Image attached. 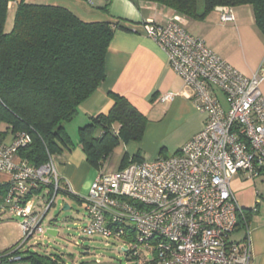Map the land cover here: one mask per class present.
Segmentation results:
<instances>
[{
    "label": "built area",
    "instance_id": "built-area-1",
    "mask_svg": "<svg viewBox=\"0 0 264 264\" xmlns=\"http://www.w3.org/2000/svg\"><path fill=\"white\" fill-rule=\"evenodd\" d=\"M21 1L8 0V9ZM219 19L232 22V9L219 7ZM142 29L192 91L206 121L175 155L117 171L103 167L87 195L79 198L87 218L80 232L127 242L125 252L119 249L125 256L119 264H251L248 244L231 239L244 218L231 181L239 174L250 180L264 174V67L244 76L187 33L178 17L163 24L149 21ZM171 99L165 95L161 100ZM30 142L25 132L9 143L0 141V177L7 176L0 179L6 188L0 210L20 219L22 231L16 247L0 252V264L20 262L21 247L43 233L42 221L58 193L70 194L52 156L38 167L18 157ZM42 191L47 200L35 210L30 200Z\"/></svg>",
    "mask_w": 264,
    "mask_h": 264
},
{
    "label": "trees",
    "instance_id": "trees-1",
    "mask_svg": "<svg viewBox=\"0 0 264 264\" xmlns=\"http://www.w3.org/2000/svg\"><path fill=\"white\" fill-rule=\"evenodd\" d=\"M128 1L154 3L192 20H203L219 7L250 6L264 41V0H202L201 9L198 0ZM7 2L0 0V141L7 135L27 133L31 142L18 150V157L36 167L78 146L86 163L99 172L119 144L142 140L146 118L112 93L110 111L79 128L76 145L64 125L76 118L80 105L104 81L114 31L127 30L119 23H84L66 9L22 0L15 6L11 31L5 33ZM102 10L107 12V5ZM135 161L128 163L123 156L121 169ZM5 189L0 186V204ZM245 219L244 211L239 224ZM20 255L29 264H66L58 255Z\"/></svg>",
    "mask_w": 264,
    "mask_h": 264
},
{
    "label": "crops",
    "instance_id": "crops-1",
    "mask_svg": "<svg viewBox=\"0 0 264 264\" xmlns=\"http://www.w3.org/2000/svg\"><path fill=\"white\" fill-rule=\"evenodd\" d=\"M26 1L66 9L84 23H119L127 30L114 31L106 53L104 81L80 105L75 121L78 127L85 126L90 123L91 118L106 115L113 105L110 98L112 93L125 98L146 118L142 140L139 143L119 144L104 164L108 171L121 169L123 156L130 163L134 160L145 161V158L153 159L167 148L172 151V155L177 154L187 141L203 129L206 121V115L196 108L192 91L169 67L163 51L143 34L144 24L149 21L163 24L173 16L178 17L187 33L203 40L217 56L246 77L254 75L264 64L263 39L251 19L252 11L248 16L249 22L240 14H235L234 8V20L221 22L219 8L210 12L203 20H192L177 16L163 6L142 1ZM106 5L107 12L102 10ZM12 20L6 19L5 33L11 31ZM223 38L228 43L225 48L219 44ZM260 91L264 96V76ZM165 95L172 96V99L162 101ZM218 96L223 102L221 95ZM13 136L7 135L2 142H11ZM52 158L62 185L70 192L66 195L78 199L81 195H87L98 171L86 163L80 147L52 155ZM0 179L2 182L6 181L7 176L3 175ZM231 190L245 211L246 218L245 222L238 225L231 239L248 244L251 264H264V207H261V194L243 174L232 179Z\"/></svg>",
    "mask_w": 264,
    "mask_h": 264
},
{
    "label": "rangeland",
    "instance_id": "rangeland-1",
    "mask_svg": "<svg viewBox=\"0 0 264 264\" xmlns=\"http://www.w3.org/2000/svg\"><path fill=\"white\" fill-rule=\"evenodd\" d=\"M32 1V0H30ZM32 2H37L33 0ZM198 6L201 8L202 0H198ZM250 6H240L233 9L235 14H240L243 19L250 20ZM14 8L7 12V20L13 19ZM247 15V16H246ZM253 20V18H251ZM13 21V20H12ZM221 47L225 48L228 44L226 38L221 39ZM264 67V64L262 65ZM264 75V74H263ZM77 119L64 125V130L71 138V141L76 145L78 129L84 127L76 125ZM1 130V128H0ZM172 151L167 148L163 149L157 157H169ZM150 159V160H154ZM145 158V161H150ZM250 180V179H249ZM252 186H255L261 200V207H264V174H261L253 181L250 180ZM86 195H81L85 197ZM47 196L45 191L40 192L32 197L30 206L35 210L39 207H44ZM67 206L68 210H63ZM20 219L9 216L5 211L0 210V252L16 247L22 239V231L18 225ZM87 222L86 211L84 205L79 201L71 198L64 193H58L54 200V204L46 213L41 227L43 233L35 235L27 240L21 247V253H36L44 255H58L66 264H119L125 262L124 254L119 252V249H128L129 244L120 240L109 239L105 240L100 236L82 235L80 229ZM50 229L56 231V236H50L46 231ZM11 264H29L25 260Z\"/></svg>",
    "mask_w": 264,
    "mask_h": 264
},
{
    "label": "water",
    "instance_id": "water-1",
    "mask_svg": "<svg viewBox=\"0 0 264 264\" xmlns=\"http://www.w3.org/2000/svg\"><path fill=\"white\" fill-rule=\"evenodd\" d=\"M63 210H68V207L67 206H64L63 207ZM46 233L48 234V235H50V236H56V234H57V232L56 231H53V230H50V229H48L47 231H46ZM124 252H125V250H123Z\"/></svg>",
    "mask_w": 264,
    "mask_h": 264
}]
</instances>
